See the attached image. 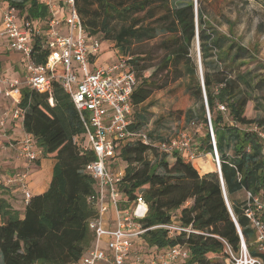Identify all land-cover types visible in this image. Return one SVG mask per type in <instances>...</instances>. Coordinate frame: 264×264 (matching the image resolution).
Segmentation results:
<instances>
[{"label":"trees","instance_id":"16d2710c","mask_svg":"<svg viewBox=\"0 0 264 264\" xmlns=\"http://www.w3.org/2000/svg\"><path fill=\"white\" fill-rule=\"evenodd\" d=\"M5 1L24 20L40 22L49 17L43 0ZM75 5L86 32L101 41L111 36L113 21H123L112 37L122 49L135 41L155 39L159 30L169 34L161 41L169 52L154 68L141 64L144 59L125 49L137 77L132 104L134 108L142 105L155 88L162 87L155 79L159 71L170 67L176 70V78L182 76L177 65L183 63L188 91L199 104L200 122L206 128L202 141L194 140V146L204 154L213 153L211 122L233 216L249 254L262 256L254 247L257 231L246 215L253 200L234 198L240 191L264 198V118L252 115L250 90L256 87V76L241 69L255 60L261 64L254 50L231 33L208 27L202 0L198 6L193 0L178 6L171 0H75ZM197 37L202 75L190 52ZM44 55L39 54L37 60L42 61ZM54 101L52 106L47 94L23 89L24 127L35 136L41 157L54 158L56 163L48 189L32 195L22 216L0 199V264H78L95 239L88 222L96 210L88 197L96 187L85 168L96 156L81 148L83 124L70 95L58 84ZM134 116L133 127L141 128L145 115ZM165 140L149 134L148 144L134 139L117 154L124 169L122 205L127 207L140 196L148 204L147 215L140 220L146 229L144 253L156 255L181 245L189 251L190 264H236L233 255L241 252V238L218 168L205 171L184 152L162 153L158 144ZM150 153H156L154 161ZM173 223L190 231L171 232L164 227Z\"/></svg>","mask_w":264,"mask_h":264},{"label":"built area","instance_id":"2783aa9c","mask_svg":"<svg viewBox=\"0 0 264 264\" xmlns=\"http://www.w3.org/2000/svg\"><path fill=\"white\" fill-rule=\"evenodd\" d=\"M43 1L49 7V17L37 22L20 18L15 7L0 0V38L6 36L10 48L21 56L19 76L10 77L0 70V99L6 103L5 108L0 106V150L15 151L24 165L16 176L7 178L6 184L19 186L26 203L32 197L29 177L41 157V151L35 136L24 127L27 108L21 105L23 89L47 94L53 106L54 88L58 84L70 95L83 124L81 148L93 151L96 156L85 168L96 187L88 197L96 210L88 222L95 239L78 264H190V254L184 246L176 245L156 255H146L143 245L136 244L146 232L140 220L147 215L148 204L140 196L124 207L121 191L124 169L111 167L118 158L120 147L126 142L139 139L149 143L148 132L133 127L132 95L137 77L130 63L131 57L122 54L113 64L89 71L87 64L100 51L102 41L86 32L75 0ZM37 45L38 49L35 48ZM43 53V60L38 61L37 56ZM205 105L210 121L206 98ZM209 124L214 146L211 155L218 171H221L215 136L211 122ZM257 130L260 131L259 128ZM261 134L264 137V133ZM158 147L162 153L184 152L192 162L201 154L194 146L192 134L186 131L160 142ZM247 194V199L253 202L248 204L246 215L257 231L256 240L262 256L249 254L240 233L242 257L234 259L236 264H264V198L253 197L250 192ZM112 211L114 219L109 217ZM112 224L113 227L110 226ZM164 227L171 232L190 231L179 223ZM247 258L249 263H246Z\"/></svg>","mask_w":264,"mask_h":264},{"label":"rangeland","instance_id":"374dc122","mask_svg":"<svg viewBox=\"0 0 264 264\" xmlns=\"http://www.w3.org/2000/svg\"><path fill=\"white\" fill-rule=\"evenodd\" d=\"M191 0H171L173 6L184 4ZM195 6H198V0H193ZM206 11V19L208 27H213L221 32L233 34L239 42L254 50L257 59L261 64L255 61L246 64L241 69L251 70L255 77L256 87L250 91L252 96V115L258 118H264V0H202ZM123 21L116 20L111 23V36L102 39L101 49L95 55L96 64L104 66L111 65V59L117 60L118 56L125 54V49L134 57L141 59V64L151 65L156 67L164 59L169 52L168 48L161 44L162 39L168 37V33L159 30L157 37L148 41H135L129 47L122 49L121 45L112 38L118 32ZM191 55L199 67V44L195 41L191 48ZM5 60H10L13 65L19 64L21 56L9 49ZM89 71L93 69V62L90 60L87 64ZM10 65L5 64L4 68L6 75L13 77L19 76V72H15L14 68L9 69ZM178 72L183 73L182 76L176 78V70L166 68L159 71L155 77L161 88H155L150 98L142 105L134 108L135 113H143L146 121L140 126L141 129L147 131L148 134L158 135L164 139L174 138L181 135L182 132H190L197 144L202 141V137L206 134L205 126L200 122L199 104L188 91L189 78L185 75L184 65L181 62L177 65ZM245 88V86H243ZM0 106H6L4 100L0 99ZM5 108V107H4ZM135 118V116H134ZM194 121V123H192ZM264 132V128L262 129ZM156 153H150L149 158L154 161ZM2 158V157H1ZM197 165H202L205 171L215 169L217 164L210 154L201 152L198 160L194 162ZM121 159L118 157L111 165L112 168H122ZM0 159V183L3 182V176L6 177L4 183L9 176V170H14L10 166H3ZM23 161L20 159V171L23 168ZM19 171V172H20ZM2 184V183H1ZM7 185V184H6ZM10 186V185H9ZM16 186V185H15ZM3 187V186H2ZM15 193V197L20 199V195L24 194L21 190L11 191ZM248 194L246 191H240L234 195L239 201L247 200ZM25 201V200H24ZM142 241V240H141ZM143 245V244H142ZM142 247V246H141ZM254 247L259 250V244L254 243ZM242 257V253L233 255V258ZM1 263V261H0Z\"/></svg>","mask_w":264,"mask_h":264},{"label":"crops","instance_id":"0c3cea01","mask_svg":"<svg viewBox=\"0 0 264 264\" xmlns=\"http://www.w3.org/2000/svg\"><path fill=\"white\" fill-rule=\"evenodd\" d=\"M58 1L64 2L66 0H58ZM1 21H2V15L0 12V28H1ZM9 49H11L9 45V39L6 36H2L0 38V66H1L0 70L2 71L3 74L6 75L5 70L7 69H5L4 66L5 64H8L10 65L9 69L12 70L14 68L15 72H19L18 75H20L21 71H19L20 68H18L19 67L18 63L16 65H13V62L10 60H5L4 58L2 60V57L3 56L5 57ZM96 58L97 57L95 56H92L90 58V60L93 62L92 70H95L99 66H104L103 64H96L97 63ZM114 61L116 60L111 59V62L109 64H111ZM0 159L2 160V164H4L3 166L7 165V166L14 168V170L8 169L9 176H16L19 173L20 159L17 157L15 151L10 150V149L6 151L0 150ZM55 163H56V160L54 158L41 157L39 162H37L33 166L30 177H29V185H30L32 195L42 194L48 189L50 182L52 180L53 169H54ZM5 179L6 177L3 176V182H1L2 184L0 183V199H4L8 202V205H9L8 209L11 212H14V213L16 212L22 216L24 213L25 207H26V202L23 200V196L20 195V199H17L16 197H18L19 195L15 197L16 194L11 192V191L16 192L21 189L17 185L16 186L6 185L4 183ZM109 217L114 219L113 211L109 213ZM110 226L113 227L114 225L112 224ZM136 244L139 246H142V241L137 240ZM101 264H109V263H101Z\"/></svg>","mask_w":264,"mask_h":264},{"label":"water","instance_id":"95a60500","mask_svg":"<svg viewBox=\"0 0 264 264\" xmlns=\"http://www.w3.org/2000/svg\"><path fill=\"white\" fill-rule=\"evenodd\" d=\"M197 42H198V44H199V39H198V37H197ZM199 57H200V55H199ZM199 62H200L199 64H201V60H200V59H199ZM199 66H200V65H199ZM200 71H201V67H200ZM201 75H202V71H201ZM218 172H219V175H220V178H221V183H222V186H223V191H224V197H225V200H226V204H227V206H228V208H229V210H230V213H231V215H232V218H233L234 222L236 223V225H237V227H238L239 234H240V233H242V232H241V229L239 228L238 223H237L235 217L233 216L232 210H231L230 206L228 205V202H229V201H228L227 193H226L225 186H224V181H223V177H222V172H221V171H218Z\"/></svg>","mask_w":264,"mask_h":264},{"label":"bare ground","instance_id":"6f19581e","mask_svg":"<svg viewBox=\"0 0 264 264\" xmlns=\"http://www.w3.org/2000/svg\"><path fill=\"white\" fill-rule=\"evenodd\" d=\"M244 259H245V258L243 257V261H244ZM248 259H249V258H247L246 263H249V260H248ZM243 263H245V262H243Z\"/></svg>","mask_w":264,"mask_h":264}]
</instances>
